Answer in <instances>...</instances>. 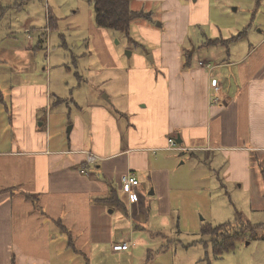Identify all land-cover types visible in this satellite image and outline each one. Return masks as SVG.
Masks as SVG:
<instances>
[{
    "label": "crops",
    "instance_id": "crops-1",
    "mask_svg": "<svg viewBox=\"0 0 264 264\" xmlns=\"http://www.w3.org/2000/svg\"><path fill=\"white\" fill-rule=\"evenodd\" d=\"M143 1L151 0L136 4ZM157 1L163 2L158 25L166 20V29L140 22L136 25L140 38H134L132 25L124 48L113 44L116 31L91 20V28L97 26L103 34L94 36L91 51L81 53L94 66L93 75L83 80L75 72L87 97V104L78 107L89 108L92 143L87 147L61 149L45 139L60 125L50 122L48 131L38 128L44 125H39L44 106L70 97L62 86L69 84L64 72L83 65L81 61L75 65V57L70 70L63 60L49 64L54 53L49 54L48 47L47 66L38 62L52 31L59 30L51 13L38 37H32L33 44L14 48L15 73L21 78L10 87L9 101L0 91V101H8L15 114L16 128L15 140L0 152V264H22L17 246L51 263L56 229L69 233V245L76 251L87 248L89 254L96 246L103 253L107 248L117 260L113 264H135L139 240L148 244L152 238L146 227L149 211L165 217L173 212L169 193L176 175L170 151L176 149L192 157L196 151L208 152V160L209 154L227 158V173L245 181L251 175L264 195V28L256 24L264 0L249 2V22L228 26L221 37L206 35L200 48L178 45L177 56L172 53L170 22L184 5L179 0ZM202 1L191 2V20L199 12L204 16L209 12L201 9ZM131 7L137 10L132 0ZM220 45L222 49L202 48ZM213 79L220 84L217 91L210 88ZM217 98L219 102H214ZM79 124L85 139L84 125ZM172 142L182 149L171 147ZM84 143L80 138L79 144ZM91 155L97 159L88 160ZM129 171L137 176V186L124 184L122 176ZM150 188L158 196L151 197ZM33 193L39 198H29ZM165 217L154 223L162 225ZM122 243L131 246L113 249Z\"/></svg>",
    "mask_w": 264,
    "mask_h": 264
},
{
    "label": "rangeland",
    "instance_id": "rangeland-1",
    "mask_svg": "<svg viewBox=\"0 0 264 264\" xmlns=\"http://www.w3.org/2000/svg\"><path fill=\"white\" fill-rule=\"evenodd\" d=\"M179 1L184 7L181 11H177V15L170 22L174 31L171 33L175 44L172 49L174 56L179 53L178 45H187L193 49V46L199 47L198 43L206 35L214 38L221 37L228 26L235 27L238 24L249 22L251 13L249 2L251 0H203L201 9L209 8V12L205 16L203 12H199L192 20L190 5L194 0ZM239 2H242L241 8L237 9ZM0 3L3 6L0 11V91L3 96L9 101L10 87L21 78L15 73L18 70L16 67L18 56L14 48L33 44L32 37H38L39 30L47 24V16L51 13L59 30L52 31V37L44 44L45 51H41L38 62L47 66L48 47V53L52 54V51L54 53L51 56L52 59H49V64L63 60L66 69L70 70L74 66L73 57H75V65L77 61H81L83 65L79 69L75 68V71L64 72L69 84L62 86L65 88V94L70 97L62 103H56L57 100L54 99L56 104L51 102L48 106L43 105L44 109L39 111V116L44 112L45 114L40 118L39 125L42 122L44 125L38 128L48 131L50 122L52 126L60 125L59 131L54 129L45 139L61 149L91 145L92 140L88 136V130L91 127L87 122L90 116L88 115L89 108L85 107L80 110L78 107L80 105L83 108L87 104V97L85 98L82 94L85 86L83 84L81 89L79 88L80 80L75 72L81 73L83 80L93 75L91 69L94 66L88 61L85 62L87 58L81 54L84 51H91L89 48L94 47V36L103 37L99 31L102 30L101 28L97 26L91 28V20L95 22L93 5L88 0H0ZM136 3L137 0H132L133 8L148 15L132 22L134 38H140L136 28L140 22L148 21L147 23L155 28L162 31L166 29V20H163L162 26L158 25L163 13V2L151 0ZM261 5L256 24H262L264 28V2ZM249 40H243V43H248ZM191 42L195 45H191ZM113 44L115 47L124 48L128 45V39L124 33L116 31ZM221 47L222 45L203 46L202 48L216 50L217 48L222 49ZM185 53H189V50ZM8 101L6 103L0 101V152L8 148L9 142L15 140L16 128L12 125L15 114L10 109ZM118 112L119 117H124L119 110ZM80 121L86 131L85 139H83ZM80 138L85 140L84 144H79ZM170 152L174 155L170 166L174 168L173 175H176L172 181V191L169 193L173 212L169 217H165L163 214L149 211V224L146 227L152 238L148 244L139 240L137 247L139 250L134 258L135 264H264V238H249L248 234V238L239 241L234 250L216 255L212 241L208 242L209 236L201 233V227L205 223L218 225L232 222L238 224L239 216L254 224H264V195L258 182L252 178L250 173L248 181L243 180V177L239 179L228 174V160L220 157L219 154H209L211 158L208 160L205 158L208 152L204 151H196L197 156L193 157L188 155L189 152L182 153L177 149ZM91 156L97 159L96 156ZM182 160L185 164L179 165ZM237 164L243 165L240 162ZM261 166L264 169V161ZM233 168L232 166V170ZM240 173L245 175L246 171L240 168ZM149 193L151 197L158 196L154 189L150 188ZM28 195L31 196L30 198H39L36 193ZM158 215L160 218H157ZM163 217L165 220L160 221L162 225L154 223V219L159 220ZM258 234L260 235L261 231H258ZM72 240L74 241L73 236ZM69 242V233L62 232L60 229L55 230L52 239L51 263L50 260L45 261L32 257L19 246L16 249L20 252L22 264L117 263L116 258L111 256L107 248L102 253L96 246H93L92 252L89 251L88 254L87 248L76 251L75 246L69 245ZM82 251L88 255L84 256Z\"/></svg>",
    "mask_w": 264,
    "mask_h": 264
},
{
    "label": "trees",
    "instance_id": "trees-1",
    "mask_svg": "<svg viewBox=\"0 0 264 264\" xmlns=\"http://www.w3.org/2000/svg\"><path fill=\"white\" fill-rule=\"evenodd\" d=\"M88 1L93 5L95 22L99 27L120 31L128 37L131 33L132 22L139 17L148 15L132 9L131 0ZM2 7V3H0V11ZM239 218L240 222L238 224L226 222L218 225L211 223L202 225L201 233L204 236H209L208 242L212 241L214 254L218 255L234 250L239 241L248 238V234L249 238H264V224H254L249 220L242 219L241 216ZM258 231H261L260 235Z\"/></svg>",
    "mask_w": 264,
    "mask_h": 264
},
{
    "label": "built area",
    "instance_id": "built-area-1",
    "mask_svg": "<svg viewBox=\"0 0 264 264\" xmlns=\"http://www.w3.org/2000/svg\"><path fill=\"white\" fill-rule=\"evenodd\" d=\"M219 87H220V84H218V80L213 79L210 83V88L217 91L219 89ZM214 102H219V98L214 99ZM171 147H178V146H177V144L172 142ZM178 149H181V148L178 147ZM89 159H90V161H92L93 160L92 156H90ZM122 180H123L124 184L127 185V187L137 186L139 184V180H138L137 176L131 171H129V173L123 175ZM132 195L134 196L135 194L133 193ZM130 246H131L130 243L115 244L113 246V249L115 251H122V250L129 249Z\"/></svg>",
    "mask_w": 264,
    "mask_h": 264
},
{
    "label": "water",
    "instance_id": "water-1",
    "mask_svg": "<svg viewBox=\"0 0 264 264\" xmlns=\"http://www.w3.org/2000/svg\"><path fill=\"white\" fill-rule=\"evenodd\" d=\"M68 131H70V129Z\"/></svg>",
    "mask_w": 264,
    "mask_h": 264
},
{
    "label": "flooded vegetation",
    "instance_id": "flooded-vegetation-1",
    "mask_svg": "<svg viewBox=\"0 0 264 264\" xmlns=\"http://www.w3.org/2000/svg\"><path fill=\"white\" fill-rule=\"evenodd\" d=\"M181 148V147H180ZM182 149V148H181Z\"/></svg>",
    "mask_w": 264,
    "mask_h": 264
}]
</instances>
